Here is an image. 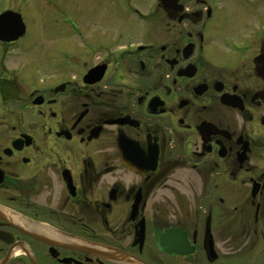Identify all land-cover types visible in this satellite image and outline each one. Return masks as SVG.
Here are the masks:
<instances>
[{"label": "flooded vegetation", "instance_id": "1", "mask_svg": "<svg viewBox=\"0 0 264 264\" xmlns=\"http://www.w3.org/2000/svg\"><path fill=\"white\" fill-rule=\"evenodd\" d=\"M99 1L97 55L0 39V264H229L232 213L264 242V0Z\"/></svg>", "mask_w": 264, "mask_h": 264}, {"label": "rangeland", "instance_id": "2", "mask_svg": "<svg viewBox=\"0 0 264 264\" xmlns=\"http://www.w3.org/2000/svg\"><path fill=\"white\" fill-rule=\"evenodd\" d=\"M123 1L127 0H120V4H125ZM135 3H138L137 7L146 5L150 12L155 7V0H135ZM8 6H13L22 15L28 24L30 35L44 39L47 37L56 50H82L86 55L94 56L101 52L105 44H109L108 40L112 34L118 32L114 31L111 23L114 21L118 24L117 17L120 15L115 9L110 8L112 6L99 0H0V12L6 10ZM127 16L130 18V15ZM48 28H54V31ZM61 29L64 30L63 33L69 35L80 32L83 41L77 37L71 38L67 34L61 38L56 33ZM173 201L171 200L172 204ZM211 203L206 206L219 205L218 201ZM236 205V202L229 201V209L235 208ZM182 219L186 218L183 216L173 218L174 221ZM242 219L235 212L229 218L230 230L234 236L226 243L225 248L229 255V264H264V242L261 236H254L253 232L246 237L240 234L242 226L254 223L253 217Z\"/></svg>", "mask_w": 264, "mask_h": 264}, {"label": "water", "instance_id": "3", "mask_svg": "<svg viewBox=\"0 0 264 264\" xmlns=\"http://www.w3.org/2000/svg\"><path fill=\"white\" fill-rule=\"evenodd\" d=\"M10 16L13 17V14L11 12L6 13V14L0 16V26H3V24L6 26L7 23H6L5 19H7ZM16 16L18 18L19 25L22 28V32H24V25L22 24L21 18L18 15H16ZM10 32L8 30H5V29H4V31H0V39H3L4 38V39H7L8 40V37H6V35H11L13 33H18L17 31H12V30ZM258 75L264 78V69H261V71L259 69ZM212 245L213 244L211 242V250L213 251L214 249H213ZM171 252H173V251H171ZM178 253L181 254V255H184L185 254L184 252H178Z\"/></svg>", "mask_w": 264, "mask_h": 264}]
</instances>
